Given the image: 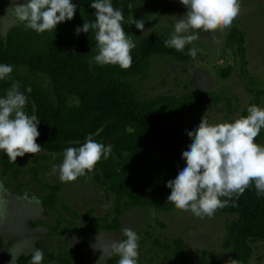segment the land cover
I'll return each mask as SVG.
<instances>
[{
	"label": "trees",
	"instance_id": "16d2710c",
	"mask_svg": "<svg viewBox=\"0 0 264 264\" xmlns=\"http://www.w3.org/2000/svg\"><path fill=\"white\" fill-rule=\"evenodd\" d=\"M91 2L74 0L77 5L74 18L59 24L55 32L37 34L14 27L5 37L0 33V63L24 68L32 74L46 76L50 81V90L34 82H20L21 91L29 86L32 88L25 111L29 115L34 112L40 120V137L36 142L42 149L50 154H60L67 147L79 146L89 134L97 131L99 135L95 139L98 142L112 145L111 157L96 165L94 176L95 182L114 197L112 221L109 222L110 214L94 218V210L89 209L79 216L62 205L61 209L79 219L81 224L63 225L59 219L50 227V236L87 233L97 236L101 231L116 232L122 226L123 210L142 207L165 213L175 211L177 207L167 200L171 190L166 184L186 163L181 153L190 140L168 129L166 123L179 119L186 110L215 106L220 102L214 95L195 91L141 101L127 80L145 76L153 56L169 57L179 63L195 61L186 54L193 46L188 45L184 53L166 48L164 42L170 37L155 32L132 51L133 63L129 69L96 66L92 63L94 54H98L95 33L90 30L87 34H76L81 22L95 21ZM112 3L115 8L124 10L127 24L136 0H112ZM11 84L8 80L0 81V95ZM72 101L77 104H72ZM262 138L260 133L256 142L261 144ZM0 166L2 176L10 177L14 182L24 173L5 154L1 157ZM32 173L41 188L49 190L42 199L45 214H49L56 210L59 187L42 184L37 171L32 169ZM88 176L78 179L86 180ZM223 199L228 203L221 211L234 217L226 228L223 252L211 257L204 252L199 264H229L230 260L250 264L253 255L251 244L264 242V197L257 196L253 184L242 195ZM163 248L170 252L165 256L168 264H172L173 257L187 258L184 241L180 238L164 243ZM81 250L82 247H78L65 253H45L43 264H89L80 254ZM31 255L20 256L16 264H30ZM118 259L113 256L107 264H118Z\"/></svg>",
	"mask_w": 264,
	"mask_h": 264
},
{
	"label": "rangeland",
	"instance_id": "374dc122",
	"mask_svg": "<svg viewBox=\"0 0 264 264\" xmlns=\"http://www.w3.org/2000/svg\"><path fill=\"white\" fill-rule=\"evenodd\" d=\"M11 7V0H0V33L3 37L14 27L24 28L16 21ZM186 11L179 0H136L125 30L137 48L152 33L170 37L175 19L182 17ZM133 18L143 20L146 32L142 33L135 25H130ZM83 24L81 22L80 27ZM189 46L200 50L195 61L179 63L169 57L153 56L145 76L127 80L141 101L161 95L181 96L188 91L219 98L218 105L184 111L179 119L166 123L168 129L191 140L187 130L198 125L204 117L213 125L229 123L247 116V108L251 105L264 108V0H241V12L230 28L217 30L214 34L202 33L200 39ZM8 81L34 82L50 90V81L46 76L32 74L24 68H14ZM72 104L77 103L72 101ZM261 134V145H264V130ZM62 161L63 153L50 154L45 151L18 157L14 164L24 173L17 182L3 177L0 166V183L6 190L3 194L6 211L4 218L0 219V264H11L12 254L18 258L31 255L36 246L45 253L56 254L82 247L80 254L89 264H97L104 250L101 264H107V260L113 257L108 246L112 239L123 238L121 230L124 227L132 228L140 237L138 264H168L165 256L170 252L163 245L177 238L184 241L187 258L173 257L172 264H199L204 252L210 257L223 252L226 228L234 217L224 214L221 209L212 217L198 218L178 208L165 213L138 207L123 210L122 226L116 232L101 231L97 236L90 233L50 236V227L59 219L63 225L81 224L79 219L63 211L62 205L79 216L93 209L94 218L112 215L114 208V197L94 180L96 167L88 173L86 180L81 178L61 183L58 171L53 172V165H59ZM32 169L37 171L42 184L59 187L56 210L49 214H45L42 205V199L49 190L41 188V184L36 182ZM35 200L40 203H35ZM251 247L253 255L250 264H264V242L257 241ZM226 255L228 257L229 252Z\"/></svg>",
	"mask_w": 264,
	"mask_h": 264
},
{
	"label": "clouds",
	"instance_id": "9594fccd",
	"mask_svg": "<svg viewBox=\"0 0 264 264\" xmlns=\"http://www.w3.org/2000/svg\"><path fill=\"white\" fill-rule=\"evenodd\" d=\"M186 13L176 18L170 38L164 47L184 53L188 45H194L202 33L214 34L232 26L241 12V0H179ZM17 22L26 30L37 34L55 32L57 26L71 21L77 11L74 0H11ZM90 7L95 10V21L85 22L76 29V34L95 33L98 54L92 63L96 66H119L129 69L133 63L132 51L136 43L126 34L124 10L113 6L112 0H92ZM131 8V4H129ZM130 25L144 31L143 20L132 19ZM200 50L193 46L187 55L196 60ZM12 65L0 63V81L11 79ZM19 81H13L3 95H0V154H5L12 163L25 154L44 153L36 141L40 137V120L33 112L25 109L29 104L32 88L21 91ZM27 93V94H26ZM247 116L233 122L210 124L205 117L187 130L191 137L188 146L182 150L186 161L179 168L174 179L166 187L170 189L169 203L178 209L191 212L195 217H212L218 209L225 207L233 196L242 195L254 184L258 197H264V145L256 138L264 130V108L251 105ZM131 131V129H128ZM99 131L89 134L76 147H67L63 161L53 165V172L59 173L61 183L76 181L92 172L101 160L112 155V145L98 142ZM5 188L0 183V219L4 218L6 201ZM39 204V200H35ZM121 239H112L108 246L111 256L119 257L118 264H138L139 240L136 231L130 227L121 230ZM96 247V246H95ZM103 256L97 262L101 264ZM45 252L40 248L33 251L30 264H43ZM18 256L12 254L11 264H16ZM229 264H239L230 260Z\"/></svg>",
	"mask_w": 264,
	"mask_h": 264
}]
</instances>
